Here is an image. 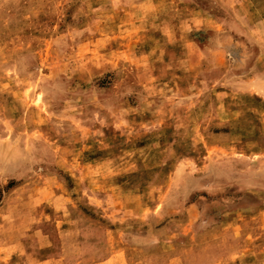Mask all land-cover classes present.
Returning a JSON list of instances; mask_svg holds the SVG:
<instances>
[{
  "label": "rangeland",
  "instance_id": "374dc122",
  "mask_svg": "<svg viewBox=\"0 0 264 264\" xmlns=\"http://www.w3.org/2000/svg\"><path fill=\"white\" fill-rule=\"evenodd\" d=\"M0 264H264V0H0Z\"/></svg>",
  "mask_w": 264,
  "mask_h": 264
}]
</instances>
